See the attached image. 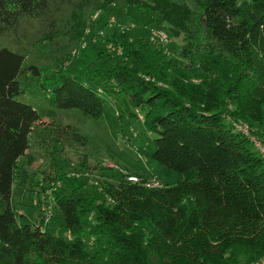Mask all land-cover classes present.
Instances as JSON below:
<instances>
[{
  "label": "trees",
  "instance_id": "obj_1",
  "mask_svg": "<svg viewBox=\"0 0 264 264\" xmlns=\"http://www.w3.org/2000/svg\"><path fill=\"white\" fill-rule=\"evenodd\" d=\"M125 1L151 11L150 22L166 23L182 44L169 51L149 31L131 36V26L105 32L115 6L100 5L92 18L96 12L83 17L88 0H0V37L18 46L0 47V264H240L264 255V165L231 122L264 119V0H193L194 16L174 0ZM30 26L38 50L78 39L66 63H26L20 42ZM35 85L56 108L92 118L103 115L104 92L125 94L155 134L151 158L177 181L149 187L137 174L134 182L99 178L94 195H81L85 182L52 154L55 143L84 144L83 136L19 99ZM33 132L51 147L36 182L22 159ZM28 181L50 196L65 235L53 230L55 214L44 224L43 196L37 224L18 219L11 195Z\"/></svg>",
  "mask_w": 264,
  "mask_h": 264
},
{
  "label": "rangeland",
  "instance_id": "obj_2",
  "mask_svg": "<svg viewBox=\"0 0 264 264\" xmlns=\"http://www.w3.org/2000/svg\"><path fill=\"white\" fill-rule=\"evenodd\" d=\"M108 1L110 2L108 3ZM174 1L185 3L191 9L192 16L196 15L197 10L193 7V0ZM100 5H105L106 9L115 6L113 15L109 17V22L111 17H114L116 21L110 24L105 32L118 30V27L127 28L131 26L129 31L131 36H146L148 31L151 39H160L159 35L165 36L162 41L169 51H174L182 44L180 34L173 37L167 35L168 32L163 27L166 23L156 20L160 26L158 27L156 23L150 22L151 16L154 15L151 11L139 10L137 6L127 4L125 0H88V7L85 9L83 17H90L94 12H99L97 8ZM195 20L193 18L190 25H193ZM134 23L135 26H133ZM36 36L35 27L30 26L22 36L20 46H24L28 50L26 63H35L40 67H56L58 64L66 63L65 54L72 53L78 43L76 38H61L52 45L45 44L44 49L38 50L31 46ZM2 46L10 47L13 50L18 47L8 37H0V47ZM111 94L113 98L104 92V112L98 118L89 117L75 108H56L49 102L47 93L37 85L29 88L19 96V99L31 104L43 120L61 126L69 125L75 132L83 136L84 144L76 139H72L70 142L63 141L60 144L55 143L54 146L57 151L56 154H52V158L61 166L63 172L77 177L79 182H85L80 192L81 195H94L99 190V178H105L111 183H118L126 179L127 174H137L149 181L156 178L160 183L174 184L178 179V174L151 158L153 149L151 140L155 134L147 133L143 129L138 111L129 104L125 94ZM114 102H117L118 108L124 115H118ZM228 104L227 111H230L233 109V104L231 101ZM235 120L243 119L236 118ZM243 121L250 124L245 119ZM249 126L255 135L264 139V119L259 126L258 123ZM46 138L48 139V137ZM43 143L42 138L37 137L36 132H33L29 149L22 157L24 169L32 176L33 182L40 179L38 170H44L49 166V158L45 152L50 151L51 147L44 148ZM108 164L114 166L109 167ZM100 166L103 167L102 170L98 169ZM31 184L32 182L28 181L20 189H15L12 192L10 201L18 219L24 215L27 222L37 224L39 221L37 204L42 201L43 196L46 205L50 206L52 214H55L57 218L53 223L54 232L60 236L65 235L66 229L62 217L58 211L52 209L54 203L50 196L44 192L43 195L38 193L35 190L36 187ZM40 204L44 206V203ZM84 235L87 236L86 224H84ZM88 241L90 243L89 239ZM249 263L245 261L244 256L240 258V264Z\"/></svg>",
  "mask_w": 264,
  "mask_h": 264
},
{
  "label": "built area",
  "instance_id": "obj_3",
  "mask_svg": "<svg viewBox=\"0 0 264 264\" xmlns=\"http://www.w3.org/2000/svg\"><path fill=\"white\" fill-rule=\"evenodd\" d=\"M97 16V12L93 15V18ZM156 34V33H154ZM158 36V35H157ZM165 36H160V40L164 39ZM232 125L233 128L240 132L244 137H246L253 147V149L256 151L258 156L262 159L263 165H264V139H261L257 137L255 134H253L250 126L248 123H246L243 120H232ZM109 167H113V164H108ZM126 179L128 181H138L139 178L136 175L133 174H127ZM160 182L155 178L152 179L151 181L147 180L146 185L149 187H157L160 186ZM47 203H44V206L40 205V209L43 213L44 216V224H46L49 220L50 217L52 216V211L50 209L49 205H46ZM249 264H264V255L258 257L257 259L251 261Z\"/></svg>",
  "mask_w": 264,
  "mask_h": 264
}]
</instances>
